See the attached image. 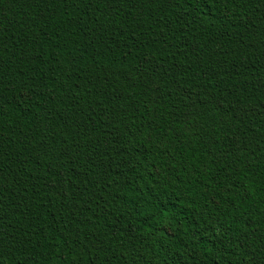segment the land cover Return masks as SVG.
Masks as SVG:
<instances>
[{"label":"trees","instance_id":"1","mask_svg":"<svg viewBox=\"0 0 264 264\" xmlns=\"http://www.w3.org/2000/svg\"><path fill=\"white\" fill-rule=\"evenodd\" d=\"M0 264H264V0H0Z\"/></svg>","mask_w":264,"mask_h":264}]
</instances>
